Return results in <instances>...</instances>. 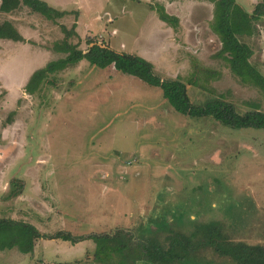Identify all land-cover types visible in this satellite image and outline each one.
Listing matches in <instances>:
<instances>
[{
	"label": "rangeland",
	"instance_id": "1",
	"mask_svg": "<svg viewBox=\"0 0 264 264\" xmlns=\"http://www.w3.org/2000/svg\"><path fill=\"white\" fill-rule=\"evenodd\" d=\"M45 1L67 14L53 22L25 6L0 12V23L10 21L23 37L0 39V218L73 235L153 229L155 218L189 233L214 220L231 239L264 245V129L181 115L158 87L86 60L47 74L34 94L24 91L35 69L64 56L52 49L64 38L60 25H75L69 41L78 48L86 51L91 40L142 56L161 78H181L193 103L221 98L241 113L255 104L264 112V93L216 56L212 4ZM259 1L236 0L247 13ZM156 3L178 17L176 29L158 19L150 8ZM253 28L244 41L264 76V16ZM81 243L40 238L32 253L0 251V264L92 263L93 242ZM192 260L234 264L210 250Z\"/></svg>",
	"mask_w": 264,
	"mask_h": 264
},
{
	"label": "trees",
	"instance_id": "2",
	"mask_svg": "<svg viewBox=\"0 0 264 264\" xmlns=\"http://www.w3.org/2000/svg\"><path fill=\"white\" fill-rule=\"evenodd\" d=\"M205 1L213 6L209 27L220 42L216 56L227 63L231 73L242 84H251L264 93V76L251 64L252 49L244 41L255 31L253 22L264 16V0L257 2L251 13H247L236 0ZM21 6L53 22L67 14V11L58 10L45 0H0V12L3 13H11ZM150 8L169 27H178V17L169 14L163 4L156 3ZM60 29L64 38L54 41L52 49L64 56L48 61L30 74L24 85L27 94H34L40 89L47 74L86 60L99 68L112 66L122 74L136 77L151 87H158L171 108L181 115L211 118L235 130L264 129V112L257 104L253 105V110L241 113L232 103L221 98L193 103L188 96L187 85L181 78H161L154 71L153 64L144 57L118 52L91 40H88L89 46L83 51L69 41L72 36H77L75 25L70 29L60 25ZM0 39L23 41V37L8 20L0 23ZM18 194L16 190L12 193L13 196ZM151 222L153 229L143 224L136 228L117 227L111 231L73 235L65 230L41 233L32 223L0 218V251L16 248L22 254L32 253L40 238L60 239L71 244L91 240L94 249L92 263L89 264H193L192 259L197 260L199 254L207 250L219 257H227L234 264H264L263 244L231 239L218 221L196 224L189 233L170 226L164 218H155Z\"/></svg>",
	"mask_w": 264,
	"mask_h": 264
},
{
	"label": "crops",
	"instance_id": "3",
	"mask_svg": "<svg viewBox=\"0 0 264 264\" xmlns=\"http://www.w3.org/2000/svg\"><path fill=\"white\" fill-rule=\"evenodd\" d=\"M85 241H86V240H85ZM70 244H71V243H70ZM76 244H82V243H81V242H78V243H76ZM76 244H75V245H76ZM92 246H93V245H92ZM34 248H35V247H34ZM138 264H139V263H138ZM141 264H144V263H141Z\"/></svg>",
	"mask_w": 264,
	"mask_h": 264
}]
</instances>
